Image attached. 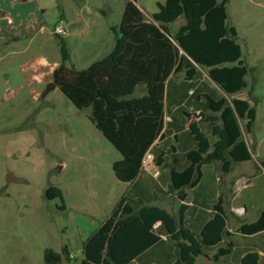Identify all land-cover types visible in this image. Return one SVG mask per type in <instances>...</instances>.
I'll return each mask as SVG.
<instances>
[{
	"label": "trees",
	"instance_id": "16d2710c",
	"mask_svg": "<svg viewBox=\"0 0 264 264\" xmlns=\"http://www.w3.org/2000/svg\"><path fill=\"white\" fill-rule=\"evenodd\" d=\"M136 1L126 0L119 24L110 25L113 44L105 56L84 68L68 67L69 51L60 38V62L51 73V81L77 109L90 108L91 123L119 151L121 157L113 162L112 169L123 182L137 177L143 155L163 129L164 86L170 74L180 73L189 80L199 75L198 67L204 68L226 95L248 86L245 76L249 67L236 28L227 22L228 0L157 1V10L150 15ZM179 18L183 23L173 30L171 25ZM139 86L144 92L136 95ZM249 94V98L234 97L230 102L227 97L214 100L205 96L209 112L195 115L200 120L189 124L195 147L183 154L174 153L169 162H164L170 175L168 190L176 192L179 200H184L185 190L198 182L202 164L217 161L225 174L232 162L253 158L241 128L242 124L251 134L256 118L258 98ZM200 123L207 125L213 141ZM159 160L158 164L163 161ZM258 162L264 169V158ZM45 195L62 200L57 186H48ZM185 207L180 205L176 218L159 205L141 204L123 195L110 216L84 240L80 264H127L162 234L175 245L172 264H194L196 256H208L206 246L217 244L226 233L223 196L219 194L213 215L199 237L182 223ZM239 229L244 233L263 230L264 210L257 220ZM231 246L228 243L219 248L212 258L225 255ZM62 254L69 260L65 246L60 252L46 248L44 261L61 264ZM247 256L256 259L257 253Z\"/></svg>",
	"mask_w": 264,
	"mask_h": 264
},
{
	"label": "rangeland",
	"instance_id": "374dc122",
	"mask_svg": "<svg viewBox=\"0 0 264 264\" xmlns=\"http://www.w3.org/2000/svg\"><path fill=\"white\" fill-rule=\"evenodd\" d=\"M157 1L163 0H137L149 14L157 10ZM42 2L44 10H38V14L44 31L37 26V52L46 51L41 44L47 39L49 48L56 49L59 54L62 38L70 56L66 65L84 68L109 52L107 46L111 41L113 44V32L109 27L119 24L126 0ZM227 4L228 22L237 26L242 56L249 70L245 76L248 86L224 97L229 102L234 97L249 98V93L258 98L252 133L247 134L241 124L253 160L237 162L233 168L247 172L252 167L258 169V160L264 158V0H228ZM83 14L89 21L85 32L71 34L64 30L60 35L54 33L59 22L64 25L68 19L79 20L80 16L85 21ZM177 25L178 21L172 23L173 30ZM8 59L11 60L10 77H6L0 68V264H46L45 249L54 250L60 245L73 252L68 264H80L83 254L75 214L61 208L63 202L59 197L47 198L45 189L60 180L64 182L71 161L73 164L76 159H82L81 156L103 152L93 135L94 131L99 132L88 119L90 108L77 109L56 86L42 96L47 83L31 81V77H27L29 71L25 68L23 72L24 67L17 65L23 61L19 55ZM198 69L200 77L207 75L206 69ZM206 85L211 84L208 81ZM210 89L211 93L216 92L212 86ZM200 126L209 135L207 125L200 123ZM179 134L182 143L190 137L189 132L182 129ZM209 136L211 141L215 139ZM170 143H175L174 138L167 135L161 146L170 151ZM253 145L257 147L253 149ZM62 161L69 166L60 170L58 165ZM216 165L219 168V162L216 161ZM86 171L90 172V169ZM8 172L15 180L6 181ZM242 182L246 187L249 181L243 178ZM250 192L246 189L242 194L247 196ZM91 193V186L86 185L79 196L74 191L69 196L80 197L90 207ZM240 200L228 199L226 206L230 207L233 202L238 204ZM175 203L177 199L171 194L168 197L170 210Z\"/></svg>",
	"mask_w": 264,
	"mask_h": 264
},
{
	"label": "crops",
	"instance_id": "0c3cea01",
	"mask_svg": "<svg viewBox=\"0 0 264 264\" xmlns=\"http://www.w3.org/2000/svg\"><path fill=\"white\" fill-rule=\"evenodd\" d=\"M137 5L142 9L138 2ZM38 10H44L42 0H0V68L4 70L6 77H10L11 60L8 58L11 59V56L19 55V58L23 61L17 65L24 67L23 72L25 68L26 71H29L27 77H31V81L37 82L38 80L46 83L51 81L52 70L60 62V51L57 54L56 49L49 48L51 46L47 45L48 40L45 39L41 45L46 47V51L37 52V26L44 31V25L40 23L41 18ZM144 12L147 15L153 13ZM227 15L229 18L228 9ZM83 17L85 21L81 16L79 20L71 18L66 21L65 24L78 25L81 23V25L76 26L81 31L71 34L85 32L89 28L88 19L84 14ZM176 21H178V28L183 23V19L179 18ZM232 25L236 28L238 38L237 26ZM21 40L26 41V43ZM111 48L112 41L107 46V51H110ZM205 77L198 75L196 78L188 80L178 73L170 74L165 81L162 110L163 129L149 147V151L155 155L156 161L163 160L159 164L157 162V175L141 169L137 177L131 182L118 180L113 172L112 164L115 160L120 159L121 155L98 130L99 133L94 131L93 135L102 147L103 152L81 156L82 159H76L73 164L71 161L64 182L60 180V182L53 185L59 187L62 192L63 204L61 208L75 214V223L81 237V252L84 240L110 216L113 208L123 195L134 201H139L141 204L159 205L169 210L176 218L179 215L180 205L183 203L186 207L183 211L182 223L196 237H199L203 226L213 215L212 207L214 203L217 201L219 194L222 193L223 208L226 214V233L217 244L206 246L204 250L208 256H196L194 264H243V259L246 260V264H252L254 261L256 264H264V229L256 233H244L239 229L242 224H250L257 220L264 210V169L259 163L258 169L252 167L251 171L246 172V170L238 168L235 172L233 168L237 162H232L230 170L225 174L220 172L216 161L215 163H205L200 167L201 176L198 182L195 186L185 190L186 197L184 200H179L176 192L171 193L168 190L170 175L164 162H169L174 153L183 154L195 147L196 141L189 130V124L192 121L200 120V116L195 115L209 112L208 101L205 96L214 100L225 96V93L208 75ZM208 81L211 85H206ZM211 86L216 89L214 94L211 93ZM139 90H141L139 94L144 92V89L140 86L136 92ZM139 94L136 93V95ZM180 129L190 134L186 142H181ZM167 135L172 136L175 141V143L169 144L168 149L170 151L164 150L161 146L167 140ZM172 147H174V151ZM252 160L253 158L238 163L252 162ZM68 166L64 161L58 165L60 170ZM86 169H90V172ZM243 178L249 181L246 187L242 185ZM86 185H90L92 188L91 194L93 196H91L92 203L90 207L80 197L69 196L71 191L76 192L79 196ZM246 189L251 191L247 196L242 194ZM94 193H96V196ZM171 194L177 199V203L173 205V210L168 207V197ZM237 198L241 200L238 204H235ZM228 199L234 201L230 207L226 206ZM194 207L195 211L190 212ZM238 207L243 208L242 213L236 210ZM228 243H232L230 250L225 255L213 259L212 256L217 253L218 249L225 247ZM62 247L64 246L60 245L54 250L60 252ZM65 247L68 258L72 259V250H69L67 246ZM252 252L257 253L256 259L253 256L246 257L247 254ZM175 258L174 243L166 235H161L156 243L127 264H172ZM61 260V263L68 264L69 260L62 259V255Z\"/></svg>",
	"mask_w": 264,
	"mask_h": 264
},
{
	"label": "built area",
	"instance_id": "2783aa9c",
	"mask_svg": "<svg viewBox=\"0 0 264 264\" xmlns=\"http://www.w3.org/2000/svg\"><path fill=\"white\" fill-rule=\"evenodd\" d=\"M53 31H54V33H56L58 35L64 33V27L61 24V22H59L58 24L55 25ZM140 168L143 169V170H146L147 172H149V173H151L153 175H157L158 174V164H157V162L155 160V156L149 150L146 151L145 154L143 155V157L141 159ZM236 210L239 213H242L243 208L239 207ZM71 257H72V255H71Z\"/></svg>",
	"mask_w": 264,
	"mask_h": 264
},
{
	"label": "water",
	"instance_id": "95a60500",
	"mask_svg": "<svg viewBox=\"0 0 264 264\" xmlns=\"http://www.w3.org/2000/svg\"><path fill=\"white\" fill-rule=\"evenodd\" d=\"M81 25L78 24H73V23H67L64 25V29L67 33H75V32H78V31H81L80 28H77L76 26H79ZM77 28V29H76ZM55 87V84L53 81H49L46 85V88L44 89V91L42 92V96L46 95L51 89H53ZM12 180H15V178L13 177L12 173L8 172L7 173V176H6V181L7 182H10ZM62 259L65 260V254H62Z\"/></svg>",
	"mask_w": 264,
	"mask_h": 264
}]
</instances>
